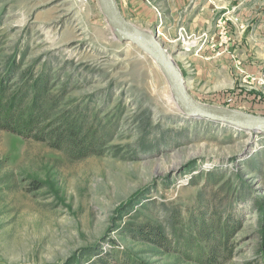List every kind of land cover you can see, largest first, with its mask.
<instances>
[{
	"label": "rangeland",
	"instance_id": "1",
	"mask_svg": "<svg viewBox=\"0 0 264 264\" xmlns=\"http://www.w3.org/2000/svg\"><path fill=\"white\" fill-rule=\"evenodd\" d=\"M117 3L195 100L264 117V0ZM32 73L58 114L88 112L110 142L72 160L0 130V264H264V131L170 104L157 63L116 38L99 0H0V77Z\"/></svg>",
	"mask_w": 264,
	"mask_h": 264
},
{
	"label": "trees",
	"instance_id": "2",
	"mask_svg": "<svg viewBox=\"0 0 264 264\" xmlns=\"http://www.w3.org/2000/svg\"><path fill=\"white\" fill-rule=\"evenodd\" d=\"M0 77V130L44 143L72 160L104 156L110 140L93 129L88 112L58 114L59 99L50 97L47 75L29 74L14 85Z\"/></svg>",
	"mask_w": 264,
	"mask_h": 264
},
{
	"label": "water",
	"instance_id": "3",
	"mask_svg": "<svg viewBox=\"0 0 264 264\" xmlns=\"http://www.w3.org/2000/svg\"><path fill=\"white\" fill-rule=\"evenodd\" d=\"M109 24L116 29V38L122 43H132L141 52L153 59L171 84L178 107L194 117L224 123L244 130L264 131V117L217 108L202 104L190 94L183 74L167 49L156 35L140 30L123 15L117 0H99Z\"/></svg>",
	"mask_w": 264,
	"mask_h": 264
},
{
	"label": "built area",
	"instance_id": "4",
	"mask_svg": "<svg viewBox=\"0 0 264 264\" xmlns=\"http://www.w3.org/2000/svg\"><path fill=\"white\" fill-rule=\"evenodd\" d=\"M180 37L182 38L181 40L183 41V43H182V45L184 46V43H185V40H188V39H192V41H193V39H194V36H189L187 33H186V31L185 30H181V35H180ZM189 41V40H188ZM185 47V46H184ZM185 49H186V47H185ZM194 49H192V50H190V49H186V51H193Z\"/></svg>",
	"mask_w": 264,
	"mask_h": 264
},
{
	"label": "bare ground",
	"instance_id": "5",
	"mask_svg": "<svg viewBox=\"0 0 264 264\" xmlns=\"http://www.w3.org/2000/svg\"><path fill=\"white\" fill-rule=\"evenodd\" d=\"M192 44H194V42L193 43L192 42H187L186 43V45H188L187 48H190L192 46ZM169 103L172 104V105H176V100L174 98H171L170 101H169ZM182 111L185 112V113H187V114H189V112H186L184 110H182ZM252 131H260V130L259 129H256V130H252Z\"/></svg>",
	"mask_w": 264,
	"mask_h": 264
}]
</instances>
